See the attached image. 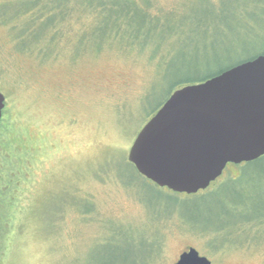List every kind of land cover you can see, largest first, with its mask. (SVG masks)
Wrapping results in <instances>:
<instances>
[{"label": "rangeland", "instance_id": "obj_1", "mask_svg": "<svg viewBox=\"0 0 264 264\" xmlns=\"http://www.w3.org/2000/svg\"><path fill=\"white\" fill-rule=\"evenodd\" d=\"M75 1L45 58L16 50L0 20V123L22 146L0 153L34 152L9 185L19 184V208L2 264H174L189 247L211 264H264V224L249 222L264 221V162L229 163L207 193L187 197L127 161L173 83L264 52V0H114L131 5L130 26L149 36L124 45L112 33L99 49L84 36L92 10Z\"/></svg>", "mask_w": 264, "mask_h": 264}, {"label": "water", "instance_id": "obj_2", "mask_svg": "<svg viewBox=\"0 0 264 264\" xmlns=\"http://www.w3.org/2000/svg\"><path fill=\"white\" fill-rule=\"evenodd\" d=\"M0 92V120L5 106ZM264 155V53L175 89L135 135L127 161L175 193L205 190L229 163ZM174 264H211L189 247Z\"/></svg>", "mask_w": 264, "mask_h": 264}, {"label": "trees", "instance_id": "obj_3", "mask_svg": "<svg viewBox=\"0 0 264 264\" xmlns=\"http://www.w3.org/2000/svg\"><path fill=\"white\" fill-rule=\"evenodd\" d=\"M72 0H48V2H43V0H18L12 1L8 3H4L0 5V20L2 21L3 25H9L10 32H12V40L15 42L16 50L20 52L32 51L36 50L37 55L45 58L50 55L54 48V42L57 40L58 35L60 33L59 25L69 17H71L74 12L78 9L75 5H70ZM80 1L78 4L82 7L79 12H84V9H90L91 13L94 15V20L92 24L89 25V28L85 29L84 36L87 38H94L97 39V45H94L95 48L99 49L101 47L102 40H108L111 38V34L115 33L116 35L120 34L122 42L124 45H133L131 40H141L147 37L148 32L145 30L140 31L138 27L130 26L131 19L135 14L131 5H127L124 3L125 7H121L119 3L114 0H77L75 4ZM77 12V11H76ZM143 17H146L148 22L152 21V18L157 20V17H150L148 11L147 13H143ZM23 18V21L18 24V21ZM170 29V28H169ZM160 30L164 31V26L160 27L156 30L152 31L153 37L152 39H157L159 36ZM88 32V33H87ZM146 35V36H145ZM83 36V37H84ZM149 36V35H148ZM82 37V36H81ZM80 37V39H81ZM82 37V38H83ZM164 38V36H163ZM89 40V39H88ZM264 53V52H262ZM261 54V53H259ZM258 54L240 60L232 65L240 63L245 60H249L257 56ZM209 59L206 60L208 67L210 65ZM232 65L222 68L221 70H217L214 72H208L202 75H184L181 79L177 80L175 83L172 84L174 91L181 86L186 84H194L206 80L207 78L220 73L221 71L231 67ZM2 120V117H1ZM0 120V122H1ZM2 127L0 123V128ZM7 138H9L7 136ZM4 136L3 128L0 129V148H6L7 144L20 145V140L14 133L10 134V140H8ZM5 143H3L4 141ZM2 141V143H1ZM10 149V148H9ZM32 150V149H31ZM30 150V151H31ZM4 152L0 153V264H2L3 256L5 250H7V240L8 235L11 230V223L14 219V213L18 210L19 204L16 202V192L17 187L14 185L13 189L9 186L12 182H16L21 180L20 174L21 170L28 168V166L32 163L31 159H27L25 154L30 155L29 157L32 158L34 152L32 151L31 154L29 150H24L25 153H10ZM6 155V157H4ZM13 157L14 162L12 163L11 159L8 161V156ZM31 161V162H30ZM264 162V155L257 158L256 160L245 162L239 164L242 168L248 166L252 167H260V165ZM236 165V164H235ZM17 173L16 178L12 180L9 176L8 179L3 183L7 175L11 174L13 171ZM239 172V175L242 172ZM25 173V172H24ZM237 176L235 179H238ZM23 178V176H22ZM233 177L229 178L228 180L231 181ZM264 179V176H262ZM261 178V179H262ZM262 179V181H263ZM12 181V182H11ZM10 182V183H9ZM212 182L210 186L213 184ZM210 190V189H209ZM172 192V191H171ZM208 192V191H207ZM204 190L198 191L195 194H184V193H175L181 194L182 196H198L204 195ZM10 193V194H9ZM8 194L10 195L8 198ZM88 210V209H85ZM247 219H245L246 221ZM244 221V220H243ZM248 222V221H247ZM249 222H256V223H263L264 221H249ZM239 229V228H238ZM223 229H219L217 231H222ZM240 230V229H239ZM237 229L234 230L236 232ZM211 232V231H209ZM215 232V231H213ZM231 230L228 231L226 234L229 235ZM233 233V232H232ZM233 236V235H230ZM231 242H236L231 238Z\"/></svg>", "mask_w": 264, "mask_h": 264}]
</instances>
